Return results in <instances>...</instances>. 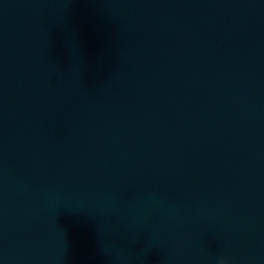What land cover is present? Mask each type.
<instances>
[{
  "label": "water",
  "instance_id": "1",
  "mask_svg": "<svg viewBox=\"0 0 264 264\" xmlns=\"http://www.w3.org/2000/svg\"><path fill=\"white\" fill-rule=\"evenodd\" d=\"M0 264H264V0H0Z\"/></svg>",
  "mask_w": 264,
  "mask_h": 264
}]
</instances>
